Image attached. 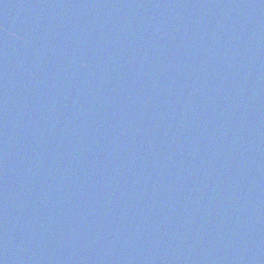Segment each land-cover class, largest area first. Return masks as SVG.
<instances>
[{
    "label": "water",
    "instance_id": "1",
    "mask_svg": "<svg viewBox=\"0 0 264 264\" xmlns=\"http://www.w3.org/2000/svg\"><path fill=\"white\" fill-rule=\"evenodd\" d=\"M0 264H264V0H0Z\"/></svg>",
    "mask_w": 264,
    "mask_h": 264
}]
</instances>
